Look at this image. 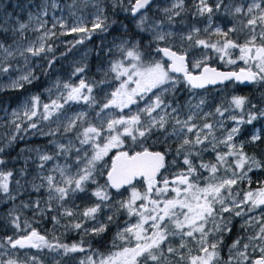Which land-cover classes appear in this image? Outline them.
I'll use <instances>...</instances> for the list:
<instances>
[{
	"label": "snow or ice",
	"instance_id": "6c2138e0",
	"mask_svg": "<svg viewBox=\"0 0 264 264\" xmlns=\"http://www.w3.org/2000/svg\"><path fill=\"white\" fill-rule=\"evenodd\" d=\"M75 3V0H73ZM154 0H112L111 6L131 17L128 25L121 23V35L114 42L115 59L108 61L106 70H102L103 78L87 81L83 78L78 84L57 82L53 87L64 91L50 103L40 104L39 96H32L25 101L21 111H13L16 119L23 118L28 121L27 127L17 124L15 133L9 137L8 142L0 146V200L14 202L26 190V186L39 193L46 189L47 198L32 200L29 203L21 201L14 205L7 213L13 228H21L19 209L33 208L36 212L44 214L56 208L62 209L63 217H79L81 221H96L95 226L87 228L83 222H75L65 227L82 230L85 234L101 236L114 223L119 213L123 211L134 222L125 221V226L119 228L111 244V250L101 253L86 249L85 241L77 243H62L60 238L53 235L41 234L36 228L25 220L26 234L21 236H7L0 240V264H42L38 257H26L23 261L14 258L6 248L19 249H48L60 256L76 252H91L90 255L79 261V264H264V181L259 182L255 189L249 187L241 194L234 191V187L241 182L252 184L249 173L255 169H264V134L256 131L245 139L239 137L243 125H251L253 121L264 117V109H257L247 96L234 95L228 101V106L220 104L213 111H204L207 100L200 97L196 103L191 99L187 102V112L183 118L180 116L181 106H173L171 100H166L167 94H175L178 85L184 83L189 90L205 89L208 85H223L225 82L264 83V0H247L238 4L229 5L225 0H195L194 15L206 17L205 27L193 25L183 33L165 30V20H152L148 10ZM48 3L45 0L37 13L28 14V22L19 18L14 25L8 24L6 18L0 22V34L24 33L29 29V23L36 22L32 31L41 33L35 41L27 45L19 44L14 38L11 44L0 39V60L20 56L27 62L29 56L40 57L53 48L47 41L56 35L52 29L58 25L66 28L67 32L82 34L76 44L83 43L85 39L99 32H108L116 21H109L105 9L96 3V12L88 27L82 17H77L74 26L68 27L66 21L53 17L54 23L48 28ZM52 8L59 5L52 0ZM234 18L231 27L225 30L214 23L213 17L221 10ZM185 0H173L170 7L164 8L168 25L174 23L175 17L187 11ZM238 32L246 33L243 42L233 38ZM147 35V43L144 37ZM139 37V38H137ZM178 40V42H177ZM155 45L154 51L160 58L152 57L149 51ZM113 48L108 49L113 54ZM193 49H203L201 55H192ZM214 52L220 61L228 65L243 63L236 71H220L209 64L212 59L208 52ZM234 53L238 55L233 58ZM150 59H145V56ZM49 61V67L54 62ZM9 67H0V72H7ZM87 65L76 67L73 75L82 74ZM118 81V86L107 93L103 103L97 101L93 90L100 85L110 83L108 77ZM38 79L29 70L27 74L18 79L11 80L7 85L10 89L23 88L25 83L31 84ZM0 90H3L0 87ZM155 90V91H154ZM51 89H49V92ZM148 102L143 108L131 111V106L144 100L148 94ZM69 102H83L89 108L99 107L95 113L96 123L89 120L88 112L81 111L65 118L62 124L64 134H74L75 141L80 145L76 147L73 140L67 143L50 141L55 146L52 153L40 148L22 149L21 151L35 152L39 160L40 172L32 181L22 179L26 176V169H8L4 153L12 142L18 139L20 132L29 129H38V117L48 121L61 112ZM247 106V107H246ZM42 108V111H41ZM110 109L119 110L116 115ZM124 109L130 114L124 115ZM253 109L255 111H253ZM239 110L241 115L231 113ZM234 122V126L225 127L224 119L212 121L211 117H225ZM217 131L222 135L217 136ZM61 132V125L43 135L55 136ZM162 137L161 142L167 143L170 138L178 140L175 149L177 157L182 158L183 168L172 174L171 179L165 173L168 170V154L171 148L164 151L151 150L144 146L151 137ZM22 138V137H20ZM126 138L133 143H139L141 150L131 151L123 149ZM224 150L220 151V147ZM88 146V150H83ZM252 147L253 151H246ZM118 149L107 171L106 182L101 185L96 180L98 175H104L103 169L98 165L113 150ZM211 150L214 153L213 161L205 162L196 158L202 153ZM76 155L72 157V154ZM63 156L65 160L72 157V163H58ZM27 159H30L27 158ZM27 159L25 163H27ZM48 162H55L47 169ZM171 163L176 164V160ZM208 174L205 176L204 172ZM17 176L19 178H17ZM142 180L144 188L141 191L135 185ZM40 182L37 183L36 181ZM89 183L95 184L92 195L97 202L82 210L68 208L65 202L77 193L87 190ZM130 188L126 199L110 205L112 200L111 189ZM43 202L44 207H41ZM112 208V215L107 216V223L98 221V214L103 208ZM261 210L258 215H250ZM228 214V215H225ZM243 219L241 228L255 231L247 236H238L228 247V258L224 260L221 255V246L224 245L225 236L232 232V219ZM55 224L60 221L52 218ZM179 238L173 245L172 241ZM247 242H244V241ZM54 264H60L54 260Z\"/></svg>",
	"mask_w": 264,
	"mask_h": 264
},
{
	"label": "rangeland",
	"instance_id": "374dc122",
	"mask_svg": "<svg viewBox=\"0 0 264 264\" xmlns=\"http://www.w3.org/2000/svg\"><path fill=\"white\" fill-rule=\"evenodd\" d=\"M55 2L59 5V7L52 8L51 7L52 0H47V3L49 5V7H48L49 15L45 19L48 20V25H47L48 28H51L52 23H54L53 17L63 19L64 21H66L68 27L74 26L76 24L77 17H82L84 19L85 24L87 26L88 25L91 26V21L93 20L94 14L96 12V7H95L96 3H100V6L103 7L104 9H106V3H108L109 0H75V3L73 2V0H55ZM193 2H195V0H193ZM241 2H247V0H225V3H227L229 5L238 4ZM43 3H45V0H0V22H3L4 19L9 18V17L11 19L8 20V24H5V27H8L9 24H13V26H15L13 22L16 18H19L23 22H28V14L29 13H37L39 7ZM109 3H111V2H109ZM172 3H173V0H156L152 4L151 9H152V11H158L159 13H161L162 15L165 16L163 9L170 7ZM221 11H222V15H226V13L223 11V9ZM121 14L124 15L125 13L121 12ZM148 15L150 17V10H148ZM193 18H195L196 21L193 22V24L186 27L185 29H176V28H173V27L165 24L164 25L165 30L170 29L176 33H183V32H186L188 29H190L193 25H195L197 27H201V28L206 26V24H207L206 17H198V16L194 15ZM154 20H157V19H154ZM213 20H214L215 24H218L221 27H224L225 30H227V28L231 27L234 23V22H231V21L225 20V19H217L216 15L213 17ZM123 24L128 25V23H125V22ZM35 26H36L35 21H32L29 23V29L24 33V38H22L19 33L14 34L10 30L8 33L2 34L3 36H0V39H3L6 44H11L13 42V38H14L22 46L27 45L29 42L35 41L37 36H39L41 34L39 32L32 31V28ZM52 30L54 32H56V35L51 37L47 41V44L50 43L52 40H55V39L62 44H67L68 42H70L69 40H67L68 34H64V35L60 34L62 32H67L66 28H61L58 25L55 29H52ZM118 37L119 36L110 37V38H102L97 48L86 47V48H83L82 50H80L74 57H72L69 60V64H71L72 70L66 71V73H62L60 70H57V69L54 70V72L51 74L52 84L54 85L57 82H60L61 84H63L64 82H70L72 84H78L79 80L81 78H83L89 82L92 81L93 80L92 78H90V79L86 78L85 72L82 74L73 75L74 69L76 67L83 66L84 64L87 65V62L89 60V56H90L91 52L94 51L96 56L102 57L103 60L105 59L104 62L101 64L99 70L101 72H102V70H106L108 67V61L110 59L116 58V56L114 54L115 50L113 48V44H114V42H118V40H117ZM177 42H178V40H177ZM109 48H113V54L108 53ZM203 51H205V50L193 49L192 55L199 57ZM208 55L209 56L214 55V57H216L215 61H217V62L213 66L217 67L219 65V63L222 62L218 59L217 54H215L214 52L209 51ZM236 55H238V53H234L233 58H235ZM152 57L157 58V59L160 58L156 54L152 55ZM145 59L146 60L150 59V57H146ZM39 60H40V57L29 56V59L26 62L23 57H20L18 55L14 56L12 58H8L6 60H0V64H3V67H8L9 65H11V67H9L7 72H0V87L3 88V90H0V94L4 93L5 91L14 90V89L8 88L7 85L10 83L11 80L18 79L21 75L27 74L29 70L33 71L34 75L36 77H38L37 76V69L41 65V62ZM229 66H230V68L228 70L236 71L239 69V67H243L244 65L242 62L238 61L236 65H229ZM102 74H103V72H102ZM97 81H98V79H97ZM109 81H110V83L100 85L99 87H97L93 90V95H95L97 101H99L100 103L104 102L105 96L107 93L111 92L112 90H114L115 87L118 86V81L112 80L111 74L109 75ZM25 84H28V83H25ZM231 85H234V82H232ZM225 86H217V87H213V88L190 90V91H188V93H186L185 91L180 90L179 85H178V90L176 91L175 94L177 96H183L182 100L181 101L174 100V98L172 97L173 94H167L165 96V99L171 100L173 102V106H175L177 103L181 106V108H180L181 118H183L185 116V114L188 110L186 107L187 102L191 99L192 103L194 104L197 102V100L200 97H204L207 100V103L204 106L203 110L206 112L207 111H213L214 112L216 106L223 104L225 107H227L228 101L230 100V98L232 96L240 95L239 92H237L236 90H231L228 92V89H226ZM49 89H51L50 92H49ZM63 91H64L63 88L57 89L55 87H52V88L46 87L44 89V94H45L44 96H42L40 93H31L29 97H24L15 103L0 104V146H3L4 144H6L8 142L9 137H11L13 134H16L15 133V125L12 123L13 120H16L17 124H22L23 127H27L28 121L24 120L23 118L16 119V117H14L12 115L13 111H17V112L21 111L22 106L24 105L25 101L29 100L30 97H32V96H39L40 97V104L43 105L45 103H50L51 100H53V99H56L57 96L59 95V93L63 92ZM151 95L152 94L149 93L148 96H146L144 98V100L139 101V103L136 105H132L131 111L135 112L138 108H143L145 106V103L148 102L149 97ZM41 111H42V108H41ZM81 111L88 112L89 120L92 123L97 122V118L95 116V113L97 111H99V107L97 106V107L89 108V106L84 104L83 102H69L68 104H66L64 106V108L61 110V112L59 114H57L56 116H53L52 119L48 120V121H45V120L39 118V116L33 118L34 121L38 122V129H29L27 132L22 131L18 134V139L16 141L12 142V144L9 147H7L5 150L6 153L11 155V157L8 158L7 164L5 167L8 169H14V170L21 169V168L26 169L27 174L22 179V183H24L25 181H32L33 178L36 177L37 174L40 172V169L38 168L39 160L37 159L35 152L21 151V150L22 149L40 148L41 150L47 151L49 153L54 152L55 146L52 143L49 142L48 145L41 146L38 143L36 144L35 141L48 137L49 135H43L41 133H48L49 131L56 129L58 124L61 125V132L57 133L56 135H59V136L57 138L51 139V141L55 140V141H58L60 143H67L68 140H73V142L76 143L74 134H72V133L64 134L63 133L62 124L65 122L66 117L72 116L73 114H75L77 112H81ZM108 111H113V112H115L116 115L121 114L119 112V110H116V109H110ZM237 111L238 110H236L235 112H233L231 114L236 115ZM123 114L124 115L130 114L129 109H124ZM228 116H229V113H226L225 117H223V118L214 116V117H211L210 119L212 121H215L218 119H224L225 127L230 128V127L234 126V122L229 120ZM258 130L261 131L262 134H264V117L259 118V126L256 127L252 131V133H254ZM216 135L221 136L222 135L221 131H217ZM20 137H22V138H20ZM161 140H162V137L158 139V137L154 135L147 142H145L144 146H147L150 148L151 144L155 143L158 146L161 145L163 147V150H165L166 148L172 149L173 145H176V147H177V145L179 143L178 140H175L172 138H170L167 143H162ZM76 147H80V145L78 143H76ZM260 148L262 150H264V144H262L260 146ZM133 149L135 151H140L141 147H140L139 143H133L130 138H126V142H125L123 149H119V150L131 151ZM83 150H88V146H85V148L82 149V151ZM119 150L113 149L108 154V156H106L104 158V160L100 162L98 167L103 169L104 175H102V176L98 175L96 177V180L98 177L99 178H103V177L107 178L106 174L110 168L112 159L114 158L116 152ZM152 150H154V149H152ZM219 150L223 151L224 146L222 145ZM75 155L76 154L73 153L72 157H74ZM29 157H30V159H27ZM72 157H69L67 160H65V158L63 156H61L58 159V163H60V164H64V163L71 164L73 162ZM26 159H27V163H25ZM201 159L205 162H208V161L214 162L215 156H214V153L211 150H209V151L203 152ZM197 162H199V160ZM54 163L55 162H48V164L45 166V169H44V175L48 174L47 169L51 168ZM183 167H184V165H183L182 160H181V162L177 163L175 166L170 165L165 174L168 175L169 178L171 179L172 174L177 172L178 170H180ZM263 170L264 169H255L254 172L257 173L256 175H252L251 173H249L251 180L253 178L257 177L256 183L259 184V182L264 181V178H262V179L259 178L260 172ZM207 174L208 173L205 171L204 175L206 176ZM17 178H19V177L17 176ZM36 182L39 183L40 181L37 180ZM89 184H92V183H89ZM135 185L141 191L144 188V183L142 182V180H138L137 182H135ZM95 187L96 186H93V187L87 186V190L85 192L77 193L75 196L70 197L65 202V206L68 208H73V209H77V206H78L77 210H82L85 207L96 203L97 199H96V197H94L92 195V191L95 189ZM129 192H130V188H128L127 186L125 188L120 189L119 192H117V190H115V189H111L110 193L112 196V200L109 202V204L114 205L117 201H119L121 199H126L129 195ZM46 198H47L46 189H41V191L39 193H36V192L32 191L30 187L26 186V190L23 191V194L20 195L16 201L6 202L4 200H0V214L4 215L5 217H8V215H7L8 211L10 209H12L14 207V205H20L21 201H23L25 203H29L32 200L41 199V201H43ZM41 207H44L43 202L41 203ZM53 207L55 209V210H52L53 211V217H57L59 219L60 223L59 224L54 223L53 227H49L46 229H45V227H43L46 224L43 223L44 225L39 226V227H35V228L38 231H40L41 234L48 235V237H50L49 239H51L53 235L62 239L63 235L66 232L65 225H67V220L64 219L65 217H61V215H60V211H63L62 209L56 208L55 204L53 205ZM260 211L261 210H257L254 213H250V215H258L260 213ZM19 213H20V218H21V224H23V225H24L23 222L25 220L30 222L29 221V220H31L30 217H33V216H43V219H42L43 222L50 220L48 211L44 214H40V213L36 212L31 207L21 208V209H19ZM109 215H112V208L106 207V208H103L102 212L98 214L97 219H98V221L107 223L106 218ZM66 218L71 223L83 222L84 226L87 228H91V227L95 226V224H96V221H81V219L79 217H66ZM126 221L131 223V222L135 221V218H130ZM52 222H54L53 219H52ZM242 224H243V219H241V225ZM124 226H125V221L122 225L117 227L116 230L114 231L112 239L110 242H108V245L106 247V249H107L106 254L111 250L110 246L112 244V241L115 237L116 232L119 230V228H122ZM254 231H255V229H248L247 231H245V236L252 234ZM25 234H21V235H25ZM74 234H78L81 236H88L91 238L96 237V236H93L91 234H85L82 230H76V229H75ZM21 235H19V236H21ZM0 240H2V237L0 238ZM178 242H179V238H176L172 241L173 245L177 244ZM245 242H247V241L245 240ZM85 247L87 249V247H88L87 244H85ZM5 251L8 252L10 255H12L14 258H17L21 261H23L26 257L36 256V257H38L39 261L42 262V264H54V260H59L60 264H61V260L63 258V256L57 255L56 253H53L48 249L38 250V249L32 248V249L13 250V249H7L6 248ZM90 254H91V252H89V251H86L83 253H81V252L73 253L72 255H69V257L66 259L64 264H79L80 260L84 259L86 256H88Z\"/></svg>",
	"mask_w": 264,
	"mask_h": 264
},
{
	"label": "trees",
	"instance_id": "16d2710c",
	"mask_svg": "<svg viewBox=\"0 0 264 264\" xmlns=\"http://www.w3.org/2000/svg\"><path fill=\"white\" fill-rule=\"evenodd\" d=\"M109 2L112 3V0H109ZM106 3V9L105 13L109 17V21H116L114 25L109 29L108 32H99L97 31L94 33L90 39H85L83 43L76 44L75 41L80 38L82 34L79 33H71L67 35V44H62L58 42L56 39L52 40L48 45H51L53 48L52 52H46L45 54H42L40 56V62L41 65L37 69V76L38 79L34 80L31 84H25L23 88L20 89H14L10 91H5L4 93L0 94V104L4 103H15L19 101L20 99L24 97H29L31 93H40L42 96H44V89L47 88H52L53 84L51 81V74L54 72L55 69L60 70L62 73H66V71L72 70L71 64H69V60L74 57L80 50L86 47L90 48H97L101 39L102 38H110V37H117L121 35L122 29L120 27L121 23H128V27L131 28L132 25L129 23L131 20V17L127 15L121 14V11L119 8H113L111 6V3ZM194 2L193 0H185V8L188 9L187 11L183 12L180 16L175 17L174 23L172 25H169L173 28L176 29H185L189 25L193 24V22L196 21L195 18H193L195 9L193 8ZM150 18L152 20L154 19H163L165 20V24L168 25L166 21V16L162 15L158 11H152L150 7ZM217 19H225L229 20L231 22H235L234 18L229 15H222V11L216 14ZM88 27H91L88 25ZM246 33L238 32L234 35L233 38H239L238 42H243V39L245 38ZM0 36H3L0 34ZM139 38V37H137ZM144 43H147V36L145 35L144 37ZM155 45H153V48L149 51H152V55L156 54L154 51ZM148 57L147 55L145 58ZM212 59L209 61V64L213 66L217 61H215L216 57L214 55H211ZM54 62L51 64L49 67V61L53 60ZM105 60V59H104ZM102 57L96 56L95 52L92 51L89 60L87 62V68L85 71L86 78L87 79H95V80H100L103 78L102 72L99 70L101 64L104 62ZM219 63V62H218ZM0 67H3V64H0ZM218 68L222 69H229L230 66L228 64H225L223 61L219 63L217 66ZM109 79V77H108ZM226 89H228V92L231 90H236L239 92L240 95L242 96H247L249 100L251 101L252 105H255L257 109H264V83H244L241 84L239 82H234V85H231V83L226 84L225 86ZM179 89L185 91L188 93L190 91L188 87L184 84L181 83L179 84ZM174 100L176 101H181L183 96H177L176 94L172 95ZM247 107V106H246ZM253 111H255L253 109ZM237 116L241 115L240 111H237ZM259 126V118L251 125H243L242 126V135L239 137L241 140L247 139L250 134H252V131ZM59 135L55 136H48L44 139L37 140L35 141L36 144L38 143L41 146L48 145V143L51 141V139L57 138ZM261 146V145H260ZM151 149L154 150H163V147L160 145L158 146L155 143L151 144ZM175 149L176 145H173L172 151L168 154L167 160H168V167L170 165H173L171 163L172 160H176V164L181 162L182 158L177 157L175 154ZM248 152H252L253 148L252 147H246L245 149ZM203 154V153H202ZM5 159L8 160V158L11 157L10 154L4 153L3 154ZM201 157L196 158V160H200ZM174 164V166L176 165ZM252 175H256V172H251ZM260 179L264 178V170L260 172ZM106 177L103 178H97V181L99 184L103 185L106 182ZM256 178L252 179V184L249 186L246 182H241L237 186L234 187V191H240L241 194H243L244 191H247L249 187L252 189H255L259 186L258 183H256ZM87 186L93 187L96 186L95 184H88ZM49 218L50 220L43 222V216H33L30 217L31 220H29L30 224L32 227H39L43 226L46 228L53 227L54 222H52V217H53V211L49 210ZM60 211V215H61ZM228 215V214H225ZM63 217V216H61ZM64 219L67 220V225H70L71 222L65 217ZM130 219L123 211H121L118 215V217L115 219L114 223L109 225V229L106 233L102 234L101 236H96L94 238L88 237V236H81L78 234H74L75 229L71 227H65L66 232L63 235L62 239L60 241L62 243H67V244H72V243H77L81 239L85 241V244L87 246H91V249L98 250L101 253L106 254L107 252V245L108 242L111 241L112 236L114 234V231L116 230L117 227L122 225L124 221ZM241 219L240 217H236L232 219V232L227 234L224 239V245L221 246V255L224 260H227L228 258V247L232 244L233 240L236 239L238 236H245V231L244 229L241 228ZM26 229L25 225L21 224V228L19 230L13 228V226L10 224L9 218L5 217L4 215L0 214V238L2 237V240L7 237V236H13L14 238L16 236H19L21 234H25ZM50 238V237H49ZM245 242V241H244ZM88 248V247H87ZM9 249V248H7ZM68 254L66 256H63L61 260V264H64L66 259L69 257Z\"/></svg>",
	"mask_w": 264,
	"mask_h": 264
},
{
	"label": "water",
	"instance_id": "95a60500",
	"mask_svg": "<svg viewBox=\"0 0 264 264\" xmlns=\"http://www.w3.org/2000/svg\"><path fill=\"white\" fill-rule=\"evenodd\" d=\"M156 0H154V2H155ZM153 2V3H154ZM212 67H215V68H217L218 70H220V71H232V70H227V69H222V68H218V67H216V66H212ZM227 83H229V82H225L223 85H220V84H217V85H208L206 88H212V87H216V86H224V85H226ZM152 150V149H151ZM158 151H161V150H158ZM139 180V179H138ZM137 180V181H138ZM136 181V182H137Z\"/></svg>",
	"mask_w": 264,
	"mask_h": 264
}]
</instances>
